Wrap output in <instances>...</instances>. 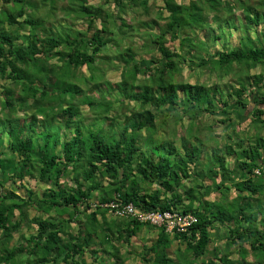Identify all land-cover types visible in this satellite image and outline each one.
Masks as SVG:
<instances>
[{"label": "trees", "instance_id": "trees-1", "mask_svg": "<svg viewBox=\"0 0 264 264\" xmlns=\"http://www.w3.org/2000/svg\"><path fill=\"white\" fill-rule=\"evenodd\" d=\"M35 1L0 0V80L10 84L0 85V187L7 182L12 186L0 194V264H87L82 260L84 254L99 252V247L87 251L92 245L112 248L110 243L117 241L129 246L142 227L156 229L119 218L120 224L113 220L116 228L111 230L110 223L105 222L107 209L100 206L115 199L131 203L142 212L178 209L193 214L198 222L187 233L173 235L191 253L190 259L185 260L187 264H197L205 254H211L207 264H252L246 260L244 240L258 260L255 264H264V208L258 206L254 212L251 202L262 189L254 181L252 171L259 166L264 140L257 138L253 146L240 141L235 148L229 145L224 150H213L212 167L206 168L207 172L203 170V176L212 184L199 187L203 191L197 192L198 186L185 187L183 180L200 178L199 146L181 139L177 148L174 143H158L151 136L155 118L163 109L169 117L180 115L181 119L196 124L218 110L228 116L235 106V112L244 114L241 120L234 119L235 122L240 124L252 118L264 125L262 76L252 75L250 84H240L225 96L217 87L175 84L171 75L177 71L181 56L164 46L166 35L172 41L178 40L180 45L187 42L199 54L196 67L263 64L264 35L262 40L245 38L246 43L239 39L236 45L228 44L220 32L221 23L217 25L218 32H213L203 14L205 10L216 14L232 12L238 7L243 22L226 21L224 27L248 33L264 22L262 6L251 7L248 0H189L187 6L163 0L168 17L163 29H152L151 43L161 54L159 60L152 61L153 70L149 64L142 67L136 63L134 54L127 48L120 74L122 82L100 85L93 77L77 76L76 70L95 64L108 44L102 35L108 31L107 24L118 21L119 29L125 26L124 5H142L147 12L150 0H101L95 6L88 0H74L78 3L71 6L70 12L85 21L88 33L67 29L64 36L44 22L48 19L38 16ZM40 1L46 4L51 18L61 0ZM112 3L119 15L110 18L102 6ZM217 18L213 21L217 22ZM98 21L102 25L100 29L96 28ZM186 30L195 33L203 30L206 36L202 40L198 38L194 45L191 42L195 40L189 38ZM206 52L210 53L209 58H204ZM138 74L150 77V84L134 88ZM80 81H92L97 97L84 93L77 84ZM113 92L140 103L142 110L112 124L110 111L119 98L106 95ZM247 93L248 100L244 99ZM75 99H81L93 112L95 121L100 120L99 128L84 126ZM249 105H253L252 110L246 116ZM234 120L228 117L221 122L226 125ZM233 155L237 159L236 167L244 175L240 181L232 180L237 200L224 207L208 204L205 196L221 188L229 191L225 182L231 180L232 170L227 167L226 159ZM241 158H244L242 162ZM31 181L42 187L41 196L30 187ZM17 182H23L20 186L26 195L17 194ZM149 186L155 189L149 190ZM215 222L223 224L229 232V244L222 255H217V247L209 249L212 244L209 230ZM73 224L77 231L71 235L67 227ZM23 229L32 231L24 234ZM237 241H242L238 244L239 256L232 261L228 251ZM169 243L164 229H159L156 241L143 248L141 259L146 264H178L168 256ZM104 254L108 251L104 250Z\"/></svg>", "mask_w": 264, "mask_h": 264}, {"label": "rangeland", "instance_id": "rangeland-1", "mask_svg": "<svg viewBox=\"0 0 264 264\" xmlns=\"http://www.w3.org/2000/svg\"><path fill=\"white\" fill-rule=\"evenodd\" d=\"M91 5H98L101 4L103 1L101 0H88ZM140 2V0H137ZM177 5L180 6H187L189 4V0H173ZM261 0H248V5L254 8H260L262 6V10H264V2L260 3ZM76 1L72 0H61L58 1L56 4V9L54 13H52V17L48 16L47 13V6L46 4H42L40 0H36L35 4L38 8L37 14L44 22L50 23L54 32H57L60 36H64L67 29L71 30H80L85 33L86 31V23L83 21L82 18H78L74 15L71 11V6H77ZM103 5V4H102ZM149 10L144 12L142 5H124L123 12H124V27L118 28L119 22L117 21L116 24L110 23L106 26L108 27V31L106 30L105 33L102 35L104 36L105 40L108 41L107 46L102 49L101 53L99 54L98 58H96V62L91 67H82L76 70L77 76H83L86 78L93 77L94 80L98 81L100 85L104 83H109L111 85L117 84L122 82V78H120L121 71L124 66V58H125V50L130 48L132 53L135 56L134 61L136 63L141 64L142 67L149 64L151 71L153 70L152 61L159 60L161 58V54L159 53L156 48L153 47L151 43L153 30L163 29L167 23L168 13L164 9V2L163 0H150L148 3ZM104 13H107L110 18L112 16L117 17L119 12L115 7L114 3L112 4H104L103 6ZM258 9V10H260ZM261 10V11H262ZM114 14V15H113ZM206 21L210 25L209 29L211 31H217L218 26H221L220 32L225 37V41L230 43L231 45H236L238 40L240 39L243 43H246L245 38H257L258 40L263 39L264 35V22L261 23L254 29L253 31L243 32L242 30H228L224 27V23L226 21L232 22L236 20V22H243V14L238 7H234L232 12H225L219 11L218 14L212 13L210 11L205 10L203 13ZM217 16L218 21L215 22L214 17ZM221 23V24H220ZM220 24V25H218ZM218 25V26H217ZM100 21L96 24V28H101ZM153 29V30H152ZM155 32V31H154ZM189 38L192 41L191 44L196 45L198 42V38H204L206 34L202 30L200 33L189 32ZM154 34V33H153ZM231 34V35H230ZM91 32H89V36ZM211 38H212V34ZM212 42V39L211 41ZM209 42V43H210ZM152 44V45H151ZM164 46L167 49H172L177 55L181 56L182 61L178 63V69L171 75V81L175 84L180 83H188L191 85H201L204 88L210 87H217L219 90L222 91L224 96L228 94L230 91L238 89L240 84L248 85L251 83L252 75L262 76L264 80V63L260 65H256L255 67H248L244 64H236L232 65L229 68H223L220 66H215L214 64L205 67H196L195 60L198 58L199 54L195 53L191 50L188 43L185 42L183 45L179 44V41H172L169 35H166L164 40ZM211 45L209 44V47ZM219 47V43H218ZM224 49V48H223ZM207 54L204 55L209 58L210 53L206 52ZM203 57V56H202ZM183 58V59H182ZM190 58L191 60H188ZM177 60V58H175ZM79 78V77H78ZM150 78V77H149ZM143 77L141 74L137 75L136 81L133 83L134 88H140L145 84H150L148 82L150 79ZM78 86L83 90L84 93L90 95L91 97H97L98 92L94 91L93 82L89 81L88 83L78 82ZM127 84L131 85V82L127 80ZM1 86H10L7 81L0 80ZM103 87V86H101ZM250 87V86H249ZM249 90V88H248ZM1 91V87H0ZM107 94V93H106ZM115 96L119 98V101H116L111 108V113L109 115L110 122L112 124L121 123L122 119L130 113H134L137 111L142 110L140 103L122 98L121 94L118 92L110 93L106 95L107 98L109 96ZM118 95V96H117ZM244 99H249V94H244ZM75 104L79 107V110L82 114V123L85 127L94 129L95 126L99 128L100 120H94V114L90 111L87 106L81 103V99H75ZM253 105H249L245 111V115L248 116L251 112V108ZM237 109L233 106L230 110L231 113L224 114L219 110L216 111L213 115H206L200 119L196 124H192L187 120H183L180 118V115L177 116H167L166 111L163 109L162 112H159V115L156 116L154 121V132L151 134L152 138L157 141L158 143H174V145L178 148L180 145V140L190 141L191 143H196L199 145L200 149H202V160L200 161L199 166L197 167L198 174H201L198 179L191 178L184 182L185 187H194L197 186H210L212 182L208 179H205L202 174L203 170L211 166L210 158L211 153L213 150H224L225 146L231 145L235 148L236 143L243 142L247 145H254L255 140L260 138L264 140V125L254 122V119L248 118L242 123H238L235 120L242 119V114L239 110L235 112ZM166 117V119H164ZM230 117L231 119H235L233 123L227 122L226 125L223 124V120H227ZM166 120V122H165ZM228 124V125H227ZM107 129H105V133H107ZM247 142V143H246ZM264 164V163H259ZM226 165L228 168L232 169L231 176L229 178L235 179L233 177L237 176L236 179H243V173L239 171L234 163V157H227ZM212 167V166H211ZM213 169V168H212ZM192 170V167H190ZM191 172V171H190ZM71 176V175H70ZM219 180V179H218ZM254 180H263L264 177H256ZM204 181V184H203ZM20 184H23L21 182ZM19 182L16 183V187L18 188V194L21 196L26 195L24 191V187L20 186ZM203 184V185H202ZM10 183H3V187H1L2 191L5 192L8 190ZM28 187V186H27ZM30 187L41 196L42 187L38 186V184L33 181L30 183ZM29 188V187H28ZM30 189V188H29ZM155 189V186H149V190ZM197 192H202V189L196 188ZM231 192V193H230ZM199 194V193H197ZM224 196L222 200L224 203L227 204L230 202V197H236L234 191H225L223 192ZM218 193H212L208 196V200H212L215 198H219ZM97 201V200H95ZM91 211V209H89ZM108 213V220H121L113 216L112 213ZM29 216H33V212H28ZM17 216L15 215V218ZM45 217V216H43ZM81 219V216H79ZM14 220V219H13ZM113 223V222H112ZM110 223L109 227L111 230H115V224ZM72 226V227H71ZM107 227V226H106ZM105 227V228H106ZM216 227V226H215ZM218 227V226H217ZM104 228V230H105ZM70 229L69 233L74 235L77 231L76 226L70 225L67 227ZM102 228L98 227V230ZM148 227H143L142 232L139 233L138 236H135L131 239V244L129 246L125 244H121L117 241L111 242L112 248L107 246H100V245H92L87 251L90 249L97 250L99 252L95 255H90L89 252H86L82 258L87 264H146L141 259L143 248L151 246L156 241V234H158L159 229H149ZM32 229H23V233H30ZM101 231H99L100 233ZM213 238L212 244L210 245L209 249L212 247H217L218 254L222 255L226 252V246L229 244V232L225 231L222 227H219V231L216 233L215 231L212 232ZM167 234V233H166ZM169 238V247L167 249L168 256L173 261H176L178 264H187L188 262L185 260L190 259L191 253L187 251L184 243H180L176 239L173 238L171 234H167ZM220 237L223 238L220 239ZM16 236H14V241ZM239 243L242 241H237L233 245L230 246L229 251L231 252L230 260L234 261L238 258V248ZM13 244V241H12ZM244 250L246 260L252 264H255L258 261L256 258L253 257L252 251L249 247V244L243 241ZM104 250L108 251V254H104ZM115 254L116 256L114 257ZM211 256L209 254H205L203 257L199 258L196 262L197 264L200 261H203L204 264H207L208 258ZM186 262V263H185Z\"/></svg>", "mask_w": 264, "mask_h": 264}, {"label": "built area", "instance_id": "built-area-1", "mask_svg": "<svg viewBox=\"0 0 264 264\" xmlns=\"http://www.w3.org/2000/svg\"><path fill=\"white\" fill-rule=\"evenodd\" d=\"M255 177H264V164H260L252 171ZM0 187V194H2ZM95 207V205L93 206ZM103 209H107L116 218H126L135 220L140 223H145L156 229H164L167 234L172 236L175 234L187 233L197 222V218L190 213H183L180 210L171 211H151L142 212L135 208L131 203H123L119 200H112L104 205Z\"/></svg>", "mask_w": 264, "mask_h": 264}, {"label": "crops", "instance_id": "crops-1", "mask_svg": "<svg viewBox=\"0 0 264 264\" xmlns=\"http://www.w3.org/2000/svg\"><path fill=\"white\" fill-rule=\"evenodd\" d=\"M247 143V142H246ZM196 144V143H195ZM237 144V143H236ZM196 145H198V144H196ZM247 145V144H246ZM199 146V145H198ZM200 148V147H199ZM233 148V147H232ZM237 150V149H236ZM201 152H202V149H201ZM260 154H261V157H260V160L257 162V163H260L262 160H264V149H260ZM231 157H234V163H235V165H237V159H236V157H235V155H233V156H231ZM201 159H202V153H201ZM244 160V158H241L240 159V161L242 162ZM261 163H264V161L263 162H261ZM191 167V166H190ZM189 167V168H190ZM229 170L231 171L232 169H230L229 168ZM201 175V174H200ZM234 175H235V173H234ZM233 175V177L235 178V179H231V180H229V181H227V182H225V187L226 188H229L228 190L229 191H234V193L236 194V192H235V190H234V187H233V181L232 180H236V178H237V176H234ZM202 176H203V174H202ZM252 176H253V174H252ZM205 179H208V177H206V176H203ZM243 177H244V175H243ZM254 178H256L255 176H253ZM219 177H217V179H216V182H219ZM209 180V179H208ZM240 180H242V179H240ZM239 180V181H240ZM184 182H185V180H183ZM255 182H259L261 185H262V189H261V191H260V194L259 195H257V196H255L254 198H252L251 199V202L253 203H251L252 204V210L255 212L256 210H257V208H258V206L260 207H263L264 208V181L263 180H260V181H258V180H254ZM8 183V182H7ZM203 184H204V181H203ZM202 184V185H203ZM206 186V185H205ZM11 187L12 186H9V188H8V190H10L11 189ZM199 187H201V185L200 186H198V188ZM224 188H221L219 191H217V190H215L214 192L215 193H218L219 194V198H214L213 199V201L212 200H208V196H205L204 197V200H206L207 201V203L208 204H219L221 207H224V206H229V204L230 203H234L235 202V200H237V196L235 197H230V202L227 204V202L226 203H224V201L222 200V197L224 196V194H223V192H224ZM17 192V194H18V191H16ZM214 192H212V193H214ZM212 193H210V194H212ZM231 193V192H230ZM19 195V194H18ZM245 195H247V194H245ZM21 196V195H20ZM215 210V209H214ZM106 216H108V213H106V215H105V222L106 223H112V221L113 220H108V217L106 218ZM260 218V216L258 215L257 216V219H259ZM98 220H100V223H102V220L100 219V217L98 218ZM119 222V221H118ZM103 224V223H102ZM118 224V223H117ZM119 224H120V222H119ZM116 225V224H115ZM216 226V227H215ZM218 226V227H217ZM219 227H222L225 231H228L227 230V228L223 225V224H220L219 222H215L214 224H213V227L209 230V237L210 238H213V231H215L216 233L219 231ZM143 228V227H142ZM142 228L140 229V231L136 234V236H138L139 235V233L140 232H142L143 230H142ZM149 230V229H148ZM156 239H157V234H156ZM220 239H222L223 240V238L222 237H220ZM244 247V246H243Z\"/></svg>", "mask_w": 264, "mask_h": 264}]
</instances>
